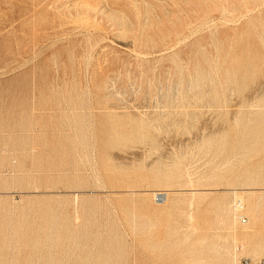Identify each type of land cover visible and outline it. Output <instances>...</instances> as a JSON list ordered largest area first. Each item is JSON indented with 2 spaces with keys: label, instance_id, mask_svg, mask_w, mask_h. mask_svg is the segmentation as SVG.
Segmentation results:
<instances>
[{
  "label": "rangeland",
  "instance_id": "1",
  "mask_svg": "<svg viewBox=\"0 0 264 264\" xmlns=\"http://www.w3.org/2000/svg\"><path fill=\"white\" fill-rule=\"evenodd\" d=\"M263 187L264 0H0V264L264 262Z\"/></svg>",
  "mask_w": 264,
  "mask_h": 264
},
{
  "label": "bare ground",
  "instance_id": "2",
  "mask_svg": "<svg viewBox=\"0 0 264 264\" xmlns=\"http://www.w3.org/2000/svg\"><path fill=\"white\" fill-rule=\"evenodd\" d=\"M79 6V5H78ZM236 156V155H235ZM187 176H189V175H187ZM189 179H190V177H189ZM191 185V184H190ZM193 187V186H192ZM264 188V187H263ZM243 189V188H242ZM245 189V188H244ZM247 189V188H246ZM251 189V188H250ZM249 189V190H250ZM258 189V188H257ZM260 189V188H259ZM258 189V190H259ZM236 190H238V189H236ZM234 191V194H237L236 192L237 191ZM254 190V189H253ZM256 190V189H255ZM261 190V189H260ZM251 191V190H250ZM232 192V191H231ZM239 192V191H238ZM243 192V191H242ZM247 192V191H246ZM252 192V191H251ZM245 193V192H244ZM168 195H169V193L167 192V193H165V191H158V192H155V196L157 197L158 196V201L159 202H166L167 200H168ZM254 198V197H253ZM252 198V202H251V205H252V212H253V214H256V212H257V207H258V201L256 200V199H253ZM193 200V199H192ZM238 200H242L241 198H237V201ZM230 201V200H229ZM237 201H235L236 202V208L238 209V206H237ZM193 202V201H192ZM242 202H243V200H242ZM162 203V204H163ZM244 203V202H243ZM192 204V203H191ZM235 211V210H234ZM236 216V215H235ZM234 220H235V217H234ZM235 228V227H234ZM235 233V232H234ZM236 249V248H235ZM236 257V256H235ZM236 259V258H235Z\"/></svg>",
  "mask_w": 264,
  "mask_h": 264
},
{
  "label": "built area",
  "instance_id": "3",
  "mask_svg": "<svg viewBox=\"0 0 264 264\" xmlns=\"http://www.w3.org/2000/svg\"><path fill=\"white\" fill-rule=\"evenodd\" d=\"M237 206H238V211L241 213V218L243 220V222H248V217L247 215L244 213V209H245V204L242 202V200H238L237 201ZM257 264H264V262H258Z\"/></svg>",
  "mask_w": 264,
  "mask_h": 264
}]
</instances>
